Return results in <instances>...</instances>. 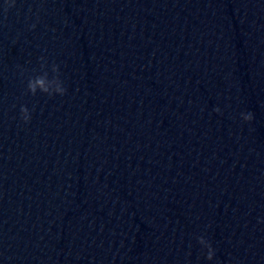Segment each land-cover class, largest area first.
<instances>
[{
    "label": "water",
    "instance_id": "1",
    "mask_svg": "<svg viewBox=\"0 0 264 264\" xmlns=\"http://www.w3.org/2000/svg\"><path fill=\"white\" fill-rule=\"evenodd\" d=\"M262 221L264 0L0 15V264H264Z\"/></svg>",
    "mask_w": 264,
    "mask_h": 264
},
{
    "label": "clouds",
    "instance_id": "2",
    "mask_svg": "<svg viewBox=\"0 0 264 264\" xmlns=\"http://www.w3.org/2000/svg\"><path fill=\"white\" fill-rule=\"evenodd\" d=\"M17 0H4L3 7L0 8V15H2L5 19L11 9L16 8ZM33 27H35L33 25ZM41 60V67H45L47 65V61L44 57L40 58ZM52 72L54 73V77L51 81L47 79L46 76H38L35 78H30L28 81V92H30L33 96L37 95V90L39 89L40 92L46 94L49 97L55 96L57 93L59 96H64L67 94V89L64 86V82L60 78V67L57 64H52L51 66ZM55 84V92L52 91L50 85ZM219 112V109H216ZM22 119L25 124L30 123L31 121V113L29 109L24 106L21 108ZM253 114L247 113L243 114V119L246 122H250L253 120ZM264 222V221H262ZM199 243L205 245L207 247V259L209 261L214 259L215 251L212 248L211 244L205 240V238L200 237Z\"/></svg>",
    "mask_w": 264,
    "mask_h": 264
}]
</instances>
